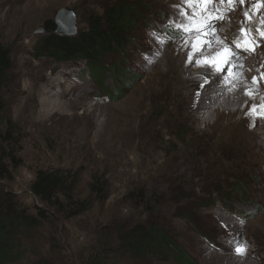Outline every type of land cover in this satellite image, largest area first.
Instances as JSON below:
<instances>
[{"label": "rangeland", "instance_id": "obj_1", "mask_svg": "<svg viewBox=\"0 0 264 264\" xmlns=\"http://www.w3.org/2000/svg\"><path fill=\"white\" fill-rule=\"evenodd\" d=\"M27 1L0 0V37L12 59L11 83L5 91L6 113L19 132V144L13 148L18 167L11 170V181L0 179V195H12L34 214L39 201L29 192V186L38 170L76 174L82 198L87 197L94 175L108 188L106 200L94 205L89 213L74 219L49 215L48 222L34 231V250H21L23 259L14 264H93L98 258L102 259L99 264H176L174 256L154 240L155 235L146 236L143 260L119 258L116 252L102 250L108 235L104 227L111 233L112 224L116 231L118 227L121 230L145 223L161 226L190 264H220L229 254L227 245L249 248L253 264H264V223L259 220L261 213L247 203V187L257 183L248 174L234 177L223 166L222 156L228 149L245 146L242 133L233 132L238 116L226 113L214 124L200 122L192 128L170 104L171 95L146 105V86L150 79H158L154 65L170 43L183 40V33L178 36L176 31L181 25L148 0H106L82 7L58 0L53 6H40L35 21L28 22L23 19ZM127 2L140 4L143 9L121 63L129 81L120 82L103 70L114 65L116 57L101 61L104 80L92 76L81 61L56 64L34 58V45L50 36L48 31L59 11L69 10L74 16V34H84L91 17ZM219 5L223 18L215 19L213 6V27L204 30L223 32L225 43L246 36L241 44L249 41L254 50L240 55L255 59L253 75L264 84V36L257 31L264 22V0ZM244 12L248 13L246 18ZM242 28L252 31L242 35ZM252 33L257 37L253 39ZM248 61L238 62V68H246ZM252 69L245 72L252 76ZM53 103H59L64 111L45 109ZM261 122L264 126V113ZM233 187L240 189L241 199L229 192ZM139 192L144 194L146 206L136 199ZM223 207L231 212L219 213L217 210ZM232 223L238 228L230 232ZM112 243L117 245L115 240ZM138 243L145 248L143 238ZM27 246L23 241L22 249ZM170 251L176 254L172 248Z\"/></svg>", "mask_w": 264, "mask_h": 264}, {"label": "trees", "instance_id": "obj_2", "mask_svg": "<svg viewBox=\"0 0 264 264\" xmlns=\"http://www.w3.org/2000/svg\"><path fill=\"white\" fill-rule=\"evenodd\" d=\"M142 13L143 9L140 4L118 3L105 8L101 16L91 17L86 24L87 32L71 36L57 35L56 24L52 25L51 29H48L50 36L34 45L33 56L36 59H45L56 64L84 62L88 65L92 76L98 80H101V77L104 80V73L100 70L101 61L107 56L116 57L117 62L103 70L111 73L118 81L127 82L130 76L122 70L121 63L131 47L129 36L135 34L136 31L133 29ZM11 60L10 51L5 48L0 37V179L8 181L12 180L11 170L18 167L13 148L19 144L17 126L6 113L5 91L11 83L9 80L12 70ZM79 182L78 176L70 171H36L34 180L29 186V192L39 201V205L34 208V214L17 203L12 195H0V264H14L22 260L21 250L26 253L28 248L34 246L35 242L32 241L36 238L34 231L48 222L49 215L52 213L74 219L91 212L94 205L106 200L108 187L102 178L97 175L91 178L88 195L85 198H82L78 192ZM228 190L235 198L241 199L240 189L233 187V190L230 188ZM136 199L141 200L139 203L146 206L142 192L136 195ZM217 211L224 214L231 212L225 207ZM231 218L236 219V216H231ZM118 228L116 231L113 230L115 228L112 224L111 233L107 232L108 227L103 229V232L108 234L104 237V247L107 244L108 247L104 248L101 245V248L107 254L116 252L119 258L125 256L124 259L129 257L134 260H143L146 256V236L148 234L150 237L155 235L154 240L166 248L169 256H174L176 264H190L188 256L183 254L172 238L167 236L161 230V226L158 227L156 223L127 225L123 226V229L120 228L121 230ZM142 238L145 248L141 249L138 241ZM113 240L117 245L112 243ZM23 241L27 242V249H22ZM171 248L176 252L175 255L170 251ZM101 261L102 259L98 258L92 263L99 264L98 262ZM37 264L44 263L37 262Z\"/></svg>", "mask_w": 264, "mask_h": 264}, {"label": "bare ground", "instance_id": "obj_3", "mask_svg": "<svg viewBox=\"0 0 264 264\" xmlns=\"http://www.w3.org/2000/svg\"><path fill=\"white\" fill-rule=\"evenodd\" d=\"M57 1H27V9L25 8L27 14L23 18L24 21L31 22L38 15L40 6H53V3L55 4ZM64 1L68 4L82 7L89 3L106 0ZM148 1L153 3V5L155 4V6H160L163 14L167 18L174 19L176 25L186 23L185 19L179 15L181 10L185 12L197 11L196 9H189L188 5L182 3V0ZM225 3L228 6L230 5L227 2ZM219 4L220 0H213L209 7L212 9L214 6V9H217L220 7ZM250 5L248 4V6ZM200 7L202 9L204 6L201 5ZM206 15L212 16V11L206 13ZM206 32V30H203L197 35L195 31H190L183 36V40L172 42L168 45V51L154 65V74L158 76V79H148L146 105L148 103L151 105L153 100L169 94L172 97L170 104L178 113L183 115L184 120L189 122L192 128L196 127L200 122L205 126L214 124L226 113H231L233 117L238 116V120L232 125V127L234 126L233 132H237L240 135L242 133V140L245 146H241L238 150L236 147L228 149L222 156L223 166L228 174L234 177H242L248 174L257 183L256 186L249 185L247 187L250 198L247 203L254 205L256 210L261 213L259 220L264 223V126L261 124L264 113V84L260 82L258 75H253L252 68L255 62L250 60L251 57H249L246 68H238L237 64L241 60L238 59L239 57L236 54L245 52L237 48L236 43L237 41L241 43V40L246 38V36L243 35L233 39L234 41L229 40L230 42L227 40L225 43L222 41L223 37L221 34L223 32L221 34L217 33V31ZM226 33L229 34L227 31ZM255 33H252L253 38L257 37ZM248 43L250 44V50H254L251 47L253 43L249 41ZM171 47H173V50L169 51ZM225 53L235 54L230 63H223ZM189 54H191V59ZM244 60L248 59L245 58ZM201 61H210L213 66H200L198 62ZM216 66L222 67L223 71L217 73L215 70ZM249 69H252V76L250 72H245ZM43 98L44 101L47 99L45 95H43ZM253 105L257 106L254 110ZM45 109L56 112L61 110L63 112L65 108L60 106L59 103H53L52 106H46ZM202 118L204 119L202 120ZM225 221L226 219L222 220V222ZM237 228L236 223H232L229 225L228 230L232 232ZM241 232L242 230H240L239 234ZM237 248L236 246L227 245L225 250L229 254L221 258L220 264H253L249 259L252 256V250L241 246L239 248H242L243 252L238 253L236 251Z\"/></svg>", "mask_w": 264, "mask_h": 264}, {"label": "snow or ice", "instance_id": "obj_4", "mask_svg": "<svg viewBox=\"0 0 264 264\" xmlns=\"http://www.w3.org/2000/svg\"><path fill=\"white\" fill-rule=\"evenodd\" d=\"M221 3L227 2L228 4H234L236 0H220ZM240 3H243L244 0H239ZM183 4L188 5L189 9H196L197 11H190V12H185L181 10L179 12V15L183 17L186 21V23L182 24L180 28H177V35H187L188 32L190 31H195L197 35L201 31H203L205 28H212L213 24L211 22V17L206 15V13H210L212 9L209 7L212 3L213 0H182ZM201 5L204 7L201 9ZM216 16L215 19L219 20L223 18V14L219 8L215 10ZM199 13V14H198ZM246 17L248 16V13L245 14ZM169 28L171 29V25H169ZM250 29H241L242 35L250 32ZM257 31L260 32L261 36H264V22H262V27L260 29H257ZM254 39V38H253ZM236 47L242 49V51L247 52L250 50L248 41H245L243 44H241L239 41L236 43ZM190 59H191V54ZM235 54L234 53H225V59L223 63H230L231 59L234 58ZM200 66H213L210 61H201L198 62ZM215 70L217 73H220L223 71V68L220 66H216ZM256 105H253V110L256 108ZM236 251L238 253H242L243 249L242 248H237Z\"/></svg>", "mask_w": 264, "mask_h": 264}, {"label": "water", "instance_id": "obj_5", "mask_svg": "<svg viewBox=\"0 0 264 264\" xmlns=\"http://www.w3.org/2000/svg\"><path fill=\"white\" fill-rule=\"evenodd\" d=\"M56 34L59 36L64 35H74V16L73 14L67 10L63 9L59 11L58 16L56 18Z\"/></svg>", "mask_w": 264, "mask_h": 264}, {"label": "clouds", "instance_id": "obj_6", "mask_svg": "<svg viewBox=\"0 0 264 264\" xmlns=\"http://www.w3.org/2000/svg\"><path fill=\"white\" fill-rule=\"evenodd\" d=\"M67 36V35H66ZM68 36H70V35H68ZM224 214V213H223ZM228 214V213H227ZM227 214H225V215H227Z\"/></svg>", "mask_w": 264, "mask_h": 264}]
</instances>
